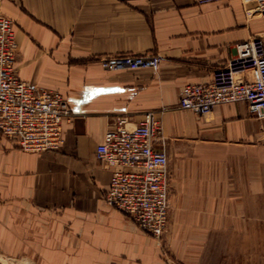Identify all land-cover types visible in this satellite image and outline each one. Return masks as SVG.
<instances>
[{"label": "crops", "instance_id": "obj_1", "mask_svg": "<svg viewBox=\"0 0 264 264\" xmlns=\"http://www.w3.org/2000/svg\"><path fill=\"white\" fill-rule=\"evenodd\" d=\"M0 14L14 24L19 79L61 93L72 113L57 152H24L0 135V252L46 248L54 264H165L155 239L104 202L111 170L96 149L119 117L137 126L152 112L165 140L218 142L243 162L258 196L264 121L243 102L206 117L179 106L183 87L210 83L238 44L261 35L256 0H0ZM117 54L161 63L156 71L97 63ZM181 178L170 174L169 204L210 220L242 196L232 180Z\"/></svg>", "mask_w": 264, "mask_h": 264}, {"label": "built area", "instance_id": "obj_2", "mask_svg": "<svg viewBox=\"0 0 264 264\" xmlns=\"http://www.w3.org/2000/svg\"><path fill=\"white\" fill-rule=\"evenodd\" d=\"M257 1L262 33L235 47V55L207 84L183 87L179 106L206 117L219 105L246 103L249 115L264 121V0ZM13 23L0 17V135L24 152H57L62 125L72 118L64 96L36 90L15 70ZM158 56L118 54L99 58L108 71L158 70ZM96 158L111 170L105 203L122 212L148 235L159 238L169 212V158L160 120L148 112L137 126L116 118L97 146Z\"/></svg>", "mask_w": 264, "mask_h": 264}, {"label": "rangeland", "instance_id": "obj_3", "mask_svg": "<svg viewBox=\"0 0 264 264\" xmlns=\"http://www.w3.org/2000/svg\"><path fill=\"white\" fill-rule=\"evenodd\" d=\"M0 17L10 20L2 14ZM16 51L17 42L15 64ZM165 141L171 177L176 174V177H183L181 179L187 176L204 179L212 175L243 187L236 188L237 192L241 190L242 196L235 198L234 204L217 206L226 211L216 220L208 219L204 213H191L182 206L169 204L166 230L159 238L150 235L155 239L160 259L165 264H264V181L258 182V196H251V188H246L245 165L240 158L228 156L218 142ZM10 249L3 248L0 252V264H54L46 248ZM71 262L69 258L64 263Z\"/></svg>", "mask_w": 264, "mask_h": 264}]
</instances>
